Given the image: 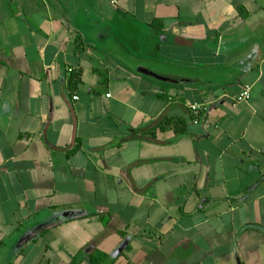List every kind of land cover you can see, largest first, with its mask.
<instances>
[{
    "label": "crops",
    "instance_id": "obj_1",
    "mask_svg": "<svg viewBox=\"0 0 264 264\" xmlns=\"http://www.w3.org/2000/svg\"><path fill=\"white\" fill-rule=\"evenodd\" d=\"M94 253L264 264V0H0V264Z\"/></svg>",
    "mask_w": 264,
    "mask_h": 264
},
{
    "label": "built area",
    "instance_id": "obj_2",
    "mask_svg": "<svg viewBox=\"0 0 264 264\" xmlns=\"http://www.w3.org/2000/svg\"><path fill=\"white\" fill-rule=\"evenodd\" d=\"M112 2H116V0H112ZM71 70V69H70ZM251 94V87L248 85L242 86V89L238 92V94L235 97V103L245 101L250 98ZM78 95H73V99H77ZM190 109L193 113L194 122H198V117H200L202 114H204L207 111V107L204 104H193L190 105Z\"/></svg>",
    "mask_w": 264,
    "mask_h": 264
},
{
    "label": "trees",
    "instance_id": "obj_3",
    "mask_svg": "<svg viewBox=\"0 0 264 264\" xmlns=\"http://www.w3.org/2000/svg\"><path fill=\"white\" fill-rule=\"evenodd\" d=\"M76 77L73 79V78H71V80H70V85L71 86H75V84H76V82L77 81H79V79H80V77H79V75L77 74V75H75ZM171 122H173L172 120H165V121H163V122H161L159 125H158V127H160L161 129H163V128H165V124H171ZM179 124H183L184 123V121L183 120H180L179 122H178ZM102 257H104V255L103 254H100V253H94V254H92L91 255V260H92V264H98L100 261H101V258Z\"/></svg>",
    "mask_w": 264,
    "mask_h": 264
},
{
    "label": "water",
    "instance_id": "obj_4",
    "mask_svg": "<svg viewBox=\"0 0 264 264\" xmlns=\"http://www.w3.org/2000/svg\"><path fill=\"white\" fill-rule=\"evenodd\" d=\"M156 77H159V78H161V79H163V80H166V81H172L171 79H169V78H165V77H161V76H157V75H155Z\"/></svg>",
    "mask_w": 264,
    "mask_h": 264
}]
</instances>
